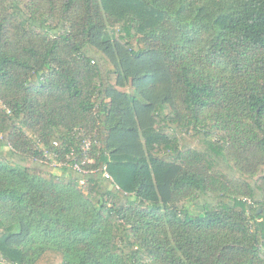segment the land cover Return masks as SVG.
I'll list each match as a JSON object with an SVG mask.
<instances>
[{
    "label": "trees",
    "instance_id": "obj_1",
    "mask_svg": "<svg viewBox=\"0 0 264 264\" xmlns=\"http://www.w3.org/2000/svg\"><path fill=\"white\" fill-rule=\"evenodd\" d=\"M0 264H264V0H0Z\"/></svg>",
    "mask_w": 264,
    "mask_h": 264
},
{
    "label": "rangeland",
    "instance_id": "obj_2",
    "mask_svg": "<svg viewBox=\"0 0 264 264\" xmlns=\"http://www.w3.org/2000/svg\"><path fill=\"white\" fill-rule=\"evenodd\" d=\"M212 140H215V137L212 138ZM49 158H50V156H49ZM48 162H50L51 165L54 167V172H55L56 174H61V173H62V171H63V170H62V167L65 166L64 163H62V162H60V161H57V160H55V159L48 160Z\"/></svg>",
    "mask_w": 264,
    "mask_h": 264
},
{
    "label": "built area",
    "instance_id": "obj_3",
    "mask_svg": "<svg viewBox=\"0 0 264 264\" xmlns=\"http://www.w3.org/2000/svg\"><path fill=\"white\" fill-rule=\"evenodd\" d=\"M75 169L81 171V168H80L78 165H75ZM105 177L108 178V179H112V178L110 177V175H108V174H105ZM82 184H84V182H82Z\"/></svg>",
    "mask_w": 264,
    "mask_h": 264
}]
</instances>
